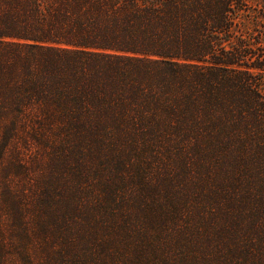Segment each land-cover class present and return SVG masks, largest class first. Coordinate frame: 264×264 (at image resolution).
I'll list each match as a JSON object with an SVG mask.
<instances>
[{
  "label": "trees",
  "instance_id": "trees-1",
  "mask_svg": "<svg viewBox=\"0 0 264 264\" xmlns=\"http://www.w3.org/2000/svg\"><path fill=\"white\" fill-rule=\"evenodd\" d=\"M257 1L0 0V159L17 129L98 148L85 264H264Z\"/></svg>",
  "mask_w": 264,
  "mask_h": 264
},
{
  "label": "rangeland",
  "instance_id": "rangeland-1",
  "mask_svg": "<svg viewBox=\"0 0 264 264\" xmlns=\"http://www.w3.org/2000/svg\"><path fill=\"white\" fill-rule=\"evenodd\" d=\"M262 5L253 2L246 16L258 53ZM3 136L0 129V144ZM64 140L53 132L11 133L0 159V264H85L88 246L101 238L103 212L94 197L100 152L94 147L88 158L92 169L81 157L64 166L57 148Z\"/></svg>",
  "mask_w": 264,
  "mask_h": 264
}]
</instances>
